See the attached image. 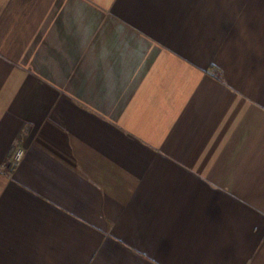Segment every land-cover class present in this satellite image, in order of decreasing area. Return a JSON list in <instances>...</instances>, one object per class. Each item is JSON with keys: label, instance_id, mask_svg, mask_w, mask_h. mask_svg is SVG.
I'll use <instances>...</instances> for the list:
<instances>
[{"label": "crops", "instance_id": "crops-1", "mask_svg": "<svg viewBox=\"0 0 264 264\" xmlns=\"http://www.w3.org/2000/svg\"><path fill=\"white\" fill-rule=\"evenodd\" d=\"M0 264H264V0H0Z\"/></svg>", "mask_w": 264, "mask_h": 264}, {"label": "built area", "instance_id": "built-area-1", "mask_svg": "<svg viewBox=\"0 0 264 264\" xmlns=\"http://www.w3.org/2000/svg\"><path fill=\"white\" fill-rule=\"evenodd\" d=\"M23 155H24V150L22 148H17L11 157V164L13 165L18 164L22 159Z\"/></svg>", "mask_w": 264, "mask_h": 264}]
</instances>
